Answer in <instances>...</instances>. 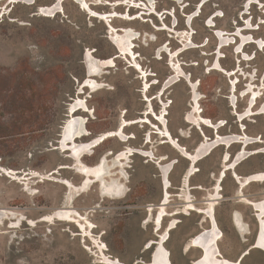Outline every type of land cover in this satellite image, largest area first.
Returning a JSON list of instances; mask_svg holds the SVG:
<instances>
[{
  "label": "rangeland",
  "instance_id": "obj_1",
  "mask_svg": "<svg viewBox=\"0 0 264 264\" xmlns=\"http://www.w3.org/2000/svg\"><path fill=\"white\" fill-rule=\"evenodd\" d=\"M81 1L87 10L82 8ZM119 1L126 5H111ZM55 2L58 0H18L10 4L8 0H0V264H101L100 248L96 246L103 245L111 260L150 264L154 247H146L158 238L148 210L154 208L156 214L162 203L160 162L172 167L168 207L171 217L165 221L164 229L178 220V228L172 231L166 249L172 264H192L201 257V251L195 248L187 251V247L193 237L209 228V223L198 213L172 216L185 205L183 178L190 162L164 144L162 135L150 133L157 131L153 130V125H158L154 115L149 116L151 124L138 122L125 128L128 142L110 138L95 148L93 154L82 158L84 165L94 167L109 152L117 154L126 148L152 154L150 159L140 155L130 157L124 162L125 172L113 153L108 156L107 182L117 180L123 184L121 198L104 196L100 185L81 193L54 181L52 178L65 179L80 186L84 180L74 169H61L54 174L60 166L76 167L68 153L58 150V141L63 137L69 109L78 98L88 108L77 115L85 121L84 128L89 134L77 140L78 144L116 131L122 120H139L150 108L149 104L159 116L164 115L167 107L166 126L190 153L203 141V133L210 139L215 135L212 129L191 123L200 114L214 123L225 122L219 129L220 135L240 134L230 104L241 97L237 111L244 112L249 96L242 95L254 90L262 96L254 110L264 104L261 89L264 49L251 45L240 55L235 44L228 46V37L215 35L216 30L239 32L238 27L246 23L245 27L251 24L254 29L242 33L264 42V0H63L55 16L38 15L40 7H50ZM88 7L100 14L116 11L123 15L124 19H111V24L116 29L134 30L137 39L132 54L115 59L114 67L103 68L99 76L91 78L98 84L96 89L85 88L80 93L79 84L89 78L87 63L118 54L108 25L92 18L90 14L94 13ZM197 10L200 16L187 27L188 15ZM223 11L227 13L225 17ZM216 15L219 17L214 18ZM209 19L214 21L212 28L206 27ZM194 45L204 46L192 48ZM223 45L227 46L219 50ZM217 51L224 56L220 62L225 70L241 66L237 93H231L230 89L235 76L231 78L210 69ZM246 56H250V61L241 60ZM131 62L133 65L137 62L143 72L132 68ZM173 72L184 77L187 74V80L197 83L196 110L189 83ZM167 83H170L167 90L156 99ZM243 124L249 137L264 139V116L250 117ZM263 146L251 145L248 150ZM240 148L239 144L230 149L221 146L197 163L199 170L190 179L193 190L186 189L194 204L203 209L211 194L217 197L220 193L216 219L223 232L219 247L227 259L239 260L249 251L242 264H264V253L254 245L258 230L255 212L239 197L240 187L232 172L227 173L222 190L214 191L225 166L224 156L229 153L230 158H236ZM260 172H264V155L249 158L237 173L246 176ZM243 194L252 201L262 200L264 184L250 185ZM66 207L74 212L71 220L47 218ZM237 213L244 222V231L234 223ZM44 218L49 223L42 221ZM87 222L94 225L92 231L88 227L84 231L80 226Z\"/></svg>",
  "mask_w": 264,
  "mask_h": 264
},
{
  "label": "bare ground",
  "instance_id": "obj_2",
  "mask_svg": "<svg viewBox=\"0 0 264 264\" xmlns=\"http://www.w3.org/2000/svg\"><path fill=\"white\" fill-rule=\"evenodd\" d=\"M8 1L10 2V4H13V3L15 4L18 0H8ZM62 1L63 0H58V2H55L50 7H40V9H39L40 13L38 15L42 16V17H46V18H51V17L55 16L56 13H59L58 9L59 8L61 9ZM24 3H25V1H24ZM204 3L205 2H203V4ZM253 3H255V2H252V4ZM83 4L84 3L81 1L82 8L87 10L86 6H83ZM85 4L87 5V3H85ZM107 4L110 5V3H107ZM111 5H113L114 7H121L123 5H126V3L124 1H119V2L112 3ZM128 5L130 7H133L132 4L131 5L128 4ZM88 9L91 11V13H94V14H90L92 18H96V19H99L103 22H106V24L108 25V28L110 30V34L112 35L111 42L114 44V46L118 50V54H119L118 56H116V58L127 57L128 54H132L134 41L137 39V33L132 29H125V28L124 29H116L111 24V22L113 21L111 19H115V18L124 19L125 17H123V15H119L116 11L111 12V13L100 14V13H96L93 10H91L90 7H88ZM198 9L200 10L201 7ZM262 9L264 10V6H262ZM196 12L192 15H188V18L186 20L187 27H191L194 18L199 16L198 12L200 13V11L197 10ZM153 15H155V14H153ZM215 17H219V15L214 16V18ZM128 18H129V16L127 17V20H128ZM136 18H137V16H136ZM213 22H214L213 19H209L208 22L206 23V27H211V28L214 27ZM245 26H246V23H245ZM245 26L238 27L241 30L239 32H236L237 30H235L236 33L234 32L232 34L227 33L225 31L216 30L217 35H215V36H216V38L218 35H221L224 38L228 37L227 38L228 39L227 42H229L228 46L235 44L237 46L236 53H238L240 55L245 54L244 49H246L248 46H251V45H255L257 47V49H259V50L264 49V44H263L264 42L263 41L256 40L252 35H244L242 33L243 31H249V30L254 29V25L250 24V27H245ZM119 32H121L122 34H119ZM232 37H236L239 41L236 43V41H234V39H232ZM225 42H223V43L225 44ZM204 45H194L192 48H199V47L204 46ZM224 46H227V45H223L222 47H219V50L221 48H223ZM163 51H165V50L163 49ZM221 54L222 53L220 51H219V54H218V51L215 53V59L216 58L217 59L215 61V64L214 63L212 64L213 67H211L210 69L212 71H217V72L223 73L226 76H230V77L235 76V78L231 77L232 79L230 81L231 82L230 89L232 91L231 93H237L236 92L237 91V84L239 83L238 73L240 72L241 66L238 67V69L236 68L237 71L225 70L222 67L221 62H220V60L224 57ZM241 60L242 61H250V56L242 57ZM132 63L133 62H131L132 68H134L135 70H137V68H138L140 70H137V71L143 72V68H140V66L138 65L137 62L134 63L136 65H133ZM176 64H178V63H176ZM114 66H115V60L113 58H109L106 60H99L96 62H90L89 61L87 63V68L89 71V78L86 79L84 84L81 86L80 93H83L85 88L96 89L98 87V84L96 81L92 80L91 78L99 76L101 74V71H100L101 69L112 68ZM178 71H179V69H178ZM173 73L175 75V72H173ZM176 75H177V73H176ZM175 76H174V78L176 80V77L178 75L176 77ZM178 77H179V79L182 78L189 83V85L192 89L191 91L193 92V93H191L193 95L192 104H193L194 109L196 110L195 107H196V105L199 104V96L197 94V88H198L197 83L192 82L190 79L187 80L186 78H189V76L187 74L185 77L183 76V74L179 75ZM154 84H157V82H155ZM169 84L170 83H167L165 85L162 92L160 93L159 96H157L156 99L161 98V96L163 95L165 89L169 86ZM250 87L252 88V85ZM148 89H149V86L146 85L145 91H147ZM261 89L264 90V84H263V87H261ZM258 94H257L256 90H254L253 92H248L247 94L242 95L243 98L247 95L249 96L248 105L246 107V110L242 113H239L237 111V105L239 102V98H241V97H238L237 100L235 98V100H233L230 104V106L233 110V114L237 117V123H239V129H240V131H242V132H240V134L239 133L238 134H230L227 136L220 135L219 129L223 128V126L225 125V122L219 121L217 123H214L212 120L203 117L201 114L196 119L193 118L194 122L189 121L194 125L206 126L215 132L214 133L215 137L212 139H210L207 135H204L203 141L197 146V148L195 149V151L193 153L188 152L186 148L182 147L179 144V142L177 141V139H175L173 137V135L171 134V132L168 129V126H166L167 124L165 123L166 122L165 115H166L167 107L165 106L164 115L159 116V115L155 114V111L153 110L151 104H149L150 108H147V111L145 112L144 116L142 118H140L139 120H136L133 122H128L126 120H122L119 128L116 131L103 133V134L99 135L98 137L93 138L87 142H83L81 144H78L77 140L89 137L88 132L84 128L85 121L77 115L78 113L87 112L88 108H87L85 101L82 100L81 98H78L76 103L72 104L70 109H69L68 120L62 129L63 130V137H61V139H60L62 141H60L61 143H59V145H61V147H57V148H58V150H60L63 153H68L70 155V158L75 162V166H76V167L60 166L59 169L77 170L78 174H80L84 177V180L80 186H76L73 183H71L70 181L65 180V179H57V178H52V179L54 181L62 183V185L70 187L74 191L81 192V193L87 192L94 185H100L102 188V191L104 193V196H106L108 198H114V199L115 198H121L124 194L123 193V184L117 180H113L112 182H107V179H109V176L107 173L106 164L108 162L107 158L109 155L112 154V152H109L106 156H104L101 159L100 163L94 167H89V166L84 165L82 162V158L84 156L93 154V150L95 148H97L99 145H101L103 142H105L106 140H108L110 138L116 137L121 142H124V143L128 142L129 138H127L125 136V133H124L125 128L127 126H130V125L138 123V122L149 124L150 123L149 116L154 115L157 122H158V125H153V130H157V131H152L150 133H153V134L156 133L159 136L162 135L161 138L163 139L164 144L170 145L182 157L191 161L190 166L188 168V171L186 172V175L184 177V186L183 187H184V191L186 192V194L182 197L185 201V205L183 206L181 211L175 212L174 214H172V216H176L179 214L190 215L192 213H198V214L204 215L206 217L208 223H209V228L203 230L201 233H199L198 235L193 237L191 239L188 247H187V251L190 249H193V248L202 251L201 257L198 260L194 261L192 264H242V262H241L242 259L250 254L249 251H246L243 254L241 259L236 260V261H232L230 259H227L222 254L221 249L219 247V243L223 239V232L219 228V225H218V222L216 219V209L215 208L217 205V201L221 197L220 193L216 194L217 197H215V195H214L215 193L211 194L209 197V202L207 204V207L203 209V208L197 207L196 204H194V201L192 200L193 198H192L191 194L187 191L186 188L188 187L189 189H191L190 179L195 174L194 171L197 172L199 170L196 167V164L199 163L200 161L204 160L205 158L209 157L215 151V149L217 147H220L223 145L227 149H230L234 145H238V144L241 145V148L238 152V156L236 158L235 157L230 158L229 153H227L224 156L225 166L219 174V177H218L217 182H216L215 187H214V191L216 189L222 190V186H221L222 182L227 178V173L232 172L233 179L235 180V182L240 187L239 197L242 198V200L247 205L251 206L256 213L255 217L257 219L258 230L256 233L254 245H255V249L264 253V198L262 200H259V201H252V200H249L248 198H246L243 194V190L250 185L264 184V172L249 174L246 176H241L240 174L237 173L238 169L241 167V165L245 161H247L249 158L254 157V156H258V155H264V146L261 148H258V149L248 150V147L251 145H256V144L264 145V139L262 137H256V138L255 137L254 138L249 137L250 135L248 136L245 133L246 128L244 127L245 125L243 124L244 121L250 117L264 116V104H262L257 110H254V108L259 104V100L262 99L261 98L262 96L261 95L259 96ZM228 99H231V97ZM147 100L149 103L151 102V100H149L148 98H147ZM190 119H192V118L190 117ZM149 138H150V136H148V138L146 140L147 144H149V142H150ZM113 155L115 156V160L120 164V166L123 167V172H125L126 166H124V162H126V160L130 159V157L135 156V155H140L142 157H146V158L150 159L152 154H149L148 151H144V150L126 148L123 151H120L117 154H113ZM164 159H166V158H162L161 160H164ZM176 163H177V161H174V164H176ZM158 169H160L161 177H162V187H163L162 203L158 207L156 214H154V212H155L154 208H150L148 210L151 213V217L153 218L154 225L156 228L155 231H156V235L158 236V240L150 242L149 245L146 247V249H149V247H151V246H152L151 249H153V247H154V252L152 254L150 264H172L171 254L166 249V244L170 240L172 231H174L175 229L178 228V220H173L171 225L169 227H167L166 229H164L165 221L169 217H171V215H169V213H168V207L171 204L170 189L172 187V183L170 180V174L172 172V167L170 164L169 165H161V162H160L158 164ZM57 172H58L57 170L54 171V174H57ZM124 174L126 176V173H124ZM182 184H183V181H182ZM201 188L202 187H198L197 189H201ZM191 190H193V189H191ZM69 202H72V199L69 200ZM73 214H74L73 210L70 207H66V208H63L61 210L56 211L54 213V215L49 216L47 218H53V220L65 222V221L71 220V217L73 216ZM47 218L42 219V221L49 223V219H47ZM80 219H82L81 216H80ZM235 222H236L237 228L240 231L245 230L244 222L241 219L239 213H237L235 216ZM80 226L82 227V229L84 231L87 227L90 228V231H92L94 229V225H92L91 223L89 224V222H87V224L85 226L83 224H81ZM91 228H92V230H91ZM94 244H97V243H94ZM100 245H102V244H100ZM103 246L102 247L96 246V248H100V251H98V252L100 253L101 257L99 255L98 258L102 259L103 262L101 264H126V263L121 262L120 260H116V259L111 260L110 256L108 257L107 256L108 254L107 255L105 254L107 247L104 248ZM146 251H148V250H146ZM136 264H139V262Z\"/></svg>",
  "mask_w": 264,
  "mask_h": 264
},
{
  "label": "water",
  "instance_id": "obj_3",
  "mask_svg": "<svg viewBox=\"0 0 264 264\" xmlns=\"http://www.w3.org/2000/svg\"><path fill=\"white\" fill-rule=\"evenodd\" d=\"M201 11V10H200ZM40 13V11H38V14ZM233 39L235 40L236 39V37H233ZM117 55H119V54H116L115 56H113L112 58L115 60V59H117L116 58V56ZM235 71H237V69L235 70ZM84 83H81V84H79V88H81V86L83 85ZM61 141V140H60ZM60 141H58V143H61ZM58 147H61V145H58ZM113 153V152H112ZM114 154V153H113ZM59 170H61V169H58L57 171H59ZM57 173H59V172H57ZM183 181V180H182ZM153 260V259H152Z\"/></svg>",
  "mask_w": 264,
  "mask_h": 264
},
{
  "label": "flooded vegetation",
  "instance_id": "obj_4",
  "mask_svg": "<svg viewBox=\"0 0 264 264\" xmlns=\"http://www.w3.org/2000/svg\"><path fill=\"white\" fill-rule=\"evenodd\" d=\"M203 137H204V134H203ZM214 137H215V135H214ZM223 146V145H222ZM221 147V146H220ZM217 148H219V147H217ZM216 148V149H217ZM215 149V150H216ZM184 158V157H183ZM189 162H191L190 160H188ZM184 179V178H183ZM183 185V184H182ZM254 211V210H253ZM255 212V211H254ZM256 214V213H255ZM255 214H254V217H255ZM255 219H256V217H255ZM256 221H257V219H256ZM234 223H236V222H234ZM156 237L158 238V236L156 235ZM150 248V247H149ZM201 251V250H200ZM201 255H202V251H201ZM242 262V261H241Z\"/></svg>",
  "mask_w": 264,
  "mask_h": 264
},
{
  "label": "trees",
  "instance_id": "obj_5",
  "mask_svg": "<svg viewBox=\"0 0 264 264\" xmlns=\"http://www.w3.org/2000/svg\"><path fill=\"white\" fill-rule=\"evenodd\" d=\"M210 1H211V0H210ZM203 7H204V5H203ZM203 7H202V8H203ZM201 12H202V11H201ZM222 14H223L224 17L227 15V13H226L225 11H223ZM199 16H200V14H199ZM199 16H198V17H199ZM194 19H195V18H194ZM193 21H194V20H193Z\"/></svg>",
  "mask_w": 264,
  "mask_h": 264
}]
</instances>
